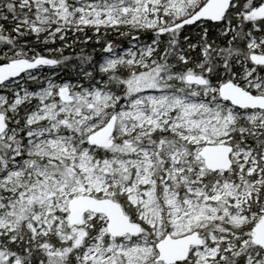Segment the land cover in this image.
Masks as SVG:
<instances>
[{
	"label": "snow or ice",
	"instance_id": "snow-or-ice-1",
	"mask_svg": "<svg viewBox=\"0 0 264 264\" xmlns=\"http://www.w3.org/2000/svg\"><path fill=\"white\" fill-rule=\"evenodd\" d=\"M0 264H264V0H0Z\"/></svg>",
	"mask_w": 264,
	"mask_h": 264
}]
</instances>
